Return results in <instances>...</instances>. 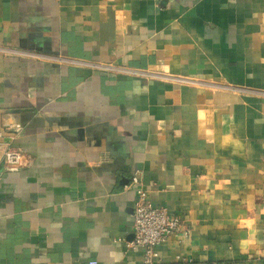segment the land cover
<instances>
[{
	"label": "crops",
	"instance_id": "obj_1",
	"mask_svg": "<svg viewBox=\"0 0 264 264\" xmlns=\"http://www.w3.org/2000/svg\"><path fill=\"white\" fill-rule=\"evenodd\" d=\"M0 135V264H141L134 175L158 264H264V0H0Z\"/></svg>",
	"mask_w": 264,
	"mask_h": 264
},
{
	"label": "built area",
	"instance_id": "obj_2",
	"mask_svg": "<svg viewBox=\"0 0 264 264\" xmlns=\"http://www.w3.org/2000/svg\"><path fill=\"white\" fill-rule=\"evenodd\" d=\"M16 129L19 128L16 127ZM19 157L20 154L13 149H8L3 153V161L10 169L17 167ZM130 184L135 189L136 201L131 223L132 242L129 246L133 250L142 249L141 264H158L156 247L170 237L187 234L188 231H185L178 217L171 216L163 208L152 206L137 175L132 176Z\"/></svg>",
	"mask_w": 264,
	"mask_h": 264
}]
</instances>
